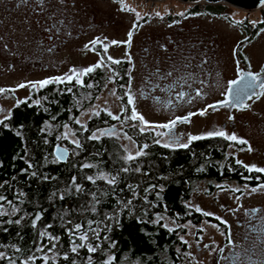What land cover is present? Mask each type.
<instances>
[{
  "label": "trees",
  "instance_id": "16d2710c",
  "mask_svg": "<svg viewBox=\"0 0 264 264\" xmlns=\"http://www.w3.org/2000/svg\"><path fill=\"white\" fill-rule=\"evenodd\" d=\"M204 8L224 12L225 6ZM189 11L201 10L196 4ZM261 27L263 18L254 29ZM90 74L81 86L47 84L0 123V196L5 197L0 252L6 257L0 264H180L186 251L183 224L212 219L197 214L188 201L197 182L219 181L226 163L234 165L228 154L233 142L203 137L186 148H170L152 131L137 128L128 132L143 154L126 161L114 133L92 138L95 130L115 127L108 115L90 119L85 127L75 120L98 93L87 95ZM66 125L80 147L63 137ZM58 144L71 153L64 163L54 156ZM101 175H115L116 183ZM163 217L177 226L165 225ZM77 224L80 229L73 231ZM81 243L85 246L71 251Z\"/></svg>",
  "mask_w": 264,
  "mask_h": 264
},
{
  "label": "rangeland",
  "instance_id": "374dc122",
  "mask_svg": "<svg viewBox=\"0 0 264 264\" xmlns=\"http://www.w3.org/2000/svg\"><path fill=\"white\" fill-rule=\"evenodd\" d=\"M150 1L43 0V5L37 6V0H27V2L0 0V123L9 116L14 106L31 99L33 94L47 85L41 86L39 83L41 81L47 80L56 85L71 81L73 85H85L84 80L88 73L80 75V82L77 83V76L70 70L82 71L101 62L99 54L92 52L89 48L93 37L100 35L104 38L106 33L112 35V33L122 32L132 25L133 17L140 28V33L164 27L168 21L170 25L175 21L182 26L192 21L200 28H206L210 35H215L223 44H229L230 39L236 37L234 33H239L235 30L236 27L245 26L251 30L261 22L262 18L264 19L261 15L264 7L242 10L227 3H220L225 6L223 10L226 14L221 12L219 17L204 13L186 19L183 13L191 12L190 7L196 4L201 12H208L205 10L206 7L204 8L205 5L214 7L217 5L204 1L197 3H186L181 0ZM169 14L170 19L165 18ZM226 16H229L230 20ZM44 21L55 27L47 29ZM75 24L80 28L72 29L71 27ZM55 30H58V33H55ZM255 32L257 35L249 44L248 51L250 59L257 68L264 63V27L255 29ZM49 36L53 38L50 40ZM109 53L114 58L122 57L120 49ZM101 67L99 68L102 69ZM107 68V66L103 67V70ZM69 76L72 77L71 80L67 79ZM150 86H153V83L145 82V78L138 77L137 72L128 84V88L121 87L120 92H115L114 84L106 79L100 83V89L98 93H95L90 105L81 111L75 120L77 124L85 127L90 119L99 117L101 113L110 117L118 115L121 116L120 118L123 117V120L113 125L117 128L113 133L122 144L125 157L137 155V143L128 132L137 128L141 131H152L159 143L170 145L164 128L155 127L169 120V110L155 106V102L151 100L154 91H150ZM93 91L88 87L87 95H92ZM125 92L127 98L131 96L133 101L131 111L129 110L126 115L123 113L124 107L120 98ZM249 107V111L242 112V115L251 111L256 113L264 111V95L253 100ZM133 111L143 117V122L130 119ZM203 121L198 119L191 130L198 129ZM125 122L131 123L123 128ZM95 124L97 125L98 122ZM105 129L107 128L95 130L92 136L100 137ZM62 135L70 143L77 141L76 134L68 125L64 126ZM186 141L182 143L185 144ZM229 151H234L233 145L229 147ZM263 200L264 190L256 194L234 196L223 192L222 189L207 190L205 181L197 182L188 204L197 214L210 213L212 219L202 218L198 222L190 220L183 224L184 233L181 234V239L185 243L186 251L180 264H216L224 239L222 228L224 225H219L217 219L231 221L223 207L232 206L238 202L257 204ZM163 221L170 228L177 226L167 217H163ZM232 229L231 234L234 235L235 229Z\"/></svg>",
  "mask_w": 264,
  "mask_h": 264
},
{
  "label": "flooded vegetation",
  "instance_id": "af4514ba",
  "mask_svg": "<svg viewBox=\"0 0 264 264\" xmlns=\"http://www.w3.org/2000/svg\"><path fill=\"white\" fill-rule=\"evenodd\" d=\"M36 5L40 6L38 3ZM215 5H217L215 8H218L220 3ZM40 12L39 10V14ZM204 13L212 17L221 16V12L215 10L185 12L183 15L184 18L191 19ZM165 18L170 19V14ZM44 24L47 29L53 28V24H47L45 21ZM134 25L136 26L133 27ZM71 28L80 26L75 24ZM235 30L239 31L234 33L236 37L230 39L229 44H223L215 35H210L206 28H200L192 21L185 26L175 21L170 25L168 21L164 27L140 33V28L133 17L132 25L128 29L112 35L106 33L104 38L100 35L93 37L97 43L93 45L91 40L89 48L99 54L102 69L94 68L90 77L88 76V83L92 86L89 90L99 91L100 83L107 79L114 84L115 92H120L121 87L128 88L135 72L138 77L145 78V82L153 83V86L149 87L151 92L154 91L152 102H155L157 107L169 110L170 114L169 120L162 124L176 121L170 129L164 128L165 135L170 141V148L179 147L178 144L185 142L191 135L220 137L208 135L215 131H223L225 136L235 135L238 140L247 141L246 144H240L230 140L234 142L232 144L234 151L228 149V154L233 157L234 165L229 166V162L226 163L227 170L220 175L221 180L205 181L207 190L222 189L223 192L240 196L264 190L261 187L264 185V172L248 170L250 167L264 169V111L257 113L251 111L242 115V112L249 111V104L253 100L262 97V95L257 97V93H261L262 90L257 88L252 98H248L241 106L224 105L222 102L228 99L229 81L239 79L238 73L241 75L249 72L261 73L264 63L255 68L250 59L248 46L257 35L255 29L250 30L243 26L236 27ZM129 32L132 33L130 40ZM55 33H58V30H55ZM52 38L49 36L50 40ZM119 49L122 57H111L109 52L112 53V50L117 52ZM113 60L119 63H113ZM96 64L98 63L92 66ZM106 66L108 68L103 70ZM262 77L264 73H261L260 78ZM197 91H200V96L196 95ZM180 93L184 94L183 98L180 97ZM120 98L124 107L123 113L126 115L132 108L127 93ZM218 104L220 106H217ZM209 105L216 107L210 108ZM117 117L118 119H113L109 116L111 122L113 121L111 126L124 119L120 118V115ZM186 117L187 120L184 119ZM104 118L106 121L108 117ZM198 119L204 121L198 129H193L196 131L191 130ZM128 124L125 122L123 128ZM171 137L177 138L176 145L171 144ZM188 143L189 139L185 144ZM245 173H249L246 178ZM228 177L233 179L227 180ZM224 208L231 221L217 219L220 225H224L222 226L224 239L216 264H264V200L257 204L238 202ZM232 228L235 229L234 235L231 234Z\"/></svg>",
  "mask_w": 264,
  "mask_h": 264
},
{
  "label": "snow or ice",
  "instance_id": "6c2138e0",
  "mask_svg": "<svg viewBox=\"0 0 264 264\" xmlns=\"http://www.w3.org/2000/svg\"><path fill=\"white\" fill-rule=\"evenodd\" d=\"M25 2H27V0H25ZM37 3L40 4V5H43V0H37ZM135 26L136 25H134L133 27H135ZM53 27H55V25H53ZM128 35H129V40H130L132 33L129 32ZM91 43L93 45H95L97 43V41L93 40ZM113 43H117V42L113 41ZM112 62L113 63H119V61H115V60H113ZM94 67L95 68H99L100 64L98 63ZM94 67H88V68H86V69H84L82 71H77V70H74V69L70 70V71H72L77 76V83H79L80 82L79 81V76L83 75V74H86V73H91L92 71H94ZM261 73H264V69L261 70ZM261 73L253 74V73L249 72V73H246V74H243V75L238 73V75L240 76L239 79L232 80V81L228 82L227 91H228L229 95L232 98L231 101H229L228 99H225L222 103L224 105H227V104L231 103L233 105L238 106L240 103H242L244 97L247 96L249 99H251L252 98V94L256 93V89L257 88L262 90L261 93H257V97L259 95H264V79H260ZM169 75H171V73H169ZM60 79L62 80L63 78H60ZM67 79L71 80L72 77L69 76V77H67ZM49 82L50 81L46 80V81H41L39 83L41 84V86H43V85L48 84ZM20 87H24V85H20ZM33 87H35V85H33ZM88 87H92V86L88 85ZM183 95H184L183 93H180V97L181 98H183ZM196 95L200 96L201 95L200 91H197ZM128 100H129L130 104L133 102L131 96H129ZM208 107L215 108L216 105H209ZM201 114H203V112ZM110 115H111V113H110ZM113 119H118V117L113 116ZM130 119H132V120H140V121L143 122V117L139 116L135 111L132 112ZM184 119L187 120L188 118L186 117ZM229 119H232V117H229ZM175 123H176V121H172L171 124L156 125L155 127L169 128L170 129L172 126L175 125ZM105 134H108L107 130L105 132L101 133V135H105ZM208 135L209 136L225 137L226 139L237 141L240 144H246L247 143V141H245V140H238V138L235 135L225 136V133L223 131L210 132V133H208ZM92 138H96V137L93 136ZM202 138L203 137H200V136H189L188 139H189V142H191V141L202 139ZM170 140H171V144H173V145L177 144V138L171 137ZM75 143H76L77 147H80V144H79L78 141H75ZM168 146H170V145L169 144H165V147H168ZM178 146L182 147V148H186V147H188V144L180 143V144H178ZM141 154H143V153L142 152H137V155H141ZM62 158H63V153H60L58 155V159H62ZM133 159H134V157L132 155H128L127 157H125L126 161H130V160H133ZM238 163H239V161H238ZM84 167H91V165H84ZM121 170L125 171V172L129 171V169H127V168H123ZM136 170L139 171V169H136ZM248 170L249 171L255 170L257 172H264V169H260V168H251L250 167V168H248ZM100 178L104 179L109 184H115L116 180H117V177L115 175L111 176L110 178L108 176H106V175H101ZM89 179L91 180L92 177H89ZM261 187L264 188V185H261ZM252 191H256V189H252ZM4 199H5V197L0 196V201H3ZM13 211H15V209H13ZM2 215H4V213L0 212V216H2ZM204 215L207 216V215H210V213L205 212ZM36 219H39V216H37ZM15 222L19 223V221H15ZM33 226H35V222L33 223ZM80 227H81V225H79V224L75 225V228L73 229V231H78L80 229ZM42 235H43V233H42ZM86 238H87L86 235H82V236L79 237V239L81 241L85 240ZM84 246L85 245L81 243V244H79L77 246L72 247L71 251L72 252H76L77 251V247H84ZM98 247H99V245H97L96 247L89 246L88 247V251L90 253L95 252L96 248H98ZM17 251H19V249H17ZM0 258H6V257H4V253L0 252ZM32 259H33L32 257H29V260H32ZM65 259H67V257H65ZM10 264H15V262L10 260Z\"/></svg>",
  "mask_w": 264,
  "mask_h": 264
},
{
  "label": "water",
  "instance_id": "95a60500",
  "mask_svg": "<svg viewBox=\"0 0 264 264\" xmlns=\"http://www.w3.org/2000/svg\"><path fill=\"white\" fill-rule=\"evenodd\" d=\"M151 1H158V0H151ZM181 1L186 2V3L187 2L188 3H194V2H198V1H204L207 3H211V4L227 3L233 7H236L238 9H242V10L261 9L264 7V0H181ZM260 79H264V77H262ZM228 99H229V101H231V99H232L231 96L229 95V93H228ZM247 99H248L247 96L244 97L242 103L245 102ZM242 103H240L238 106H241ZM229 105L232 106L233 104L229 103ZM217 106H220V104H218ZM116 129H117L116 127H111V128L105 129L103 132H105L107 130L108 134H110V133L115 132ZM60 153H63L62 159H58V155ZM54 155L60 163H64L69 158L70 151L67 147L63 146L62 144H58L54 147Z\"/></svg>",
  "mask_w": 264,
  "mask_h": 264
},
{
  "label": "built area",
  "instance_id": "2783aa9c",
  "mask_svg": "<svg viewBox=\"0 0 264 264\" xmlns=\"http://www.w3.org/2000/svg\"><path fill=\"white\" fill-rule=\"evenodd\" d=\"M145 1H148L149 2L150 0H145ZM150 2H152V1H150Z\"/></svg>",
  "mask_w": 264,
  "mask_h": 264
},
{
  "label": "bare ground",
  "instance_id": "6f19581e",
  "mask_svg": "<svg viewBox=\"0 0 264 264\" xmlns=\"http://www.w3.org/2000/svg\"><path fill=\"white\" fill-rule=\"evenodd\" d=\"M194 3H197V2H194ZM55 156V155H54ZM56 158V157H55ZM57 159V158H56ZM58 160V159H57Z\"/></svg>",
  "mask_w": 264,
  "mask_h": 264
}]
</instances>
